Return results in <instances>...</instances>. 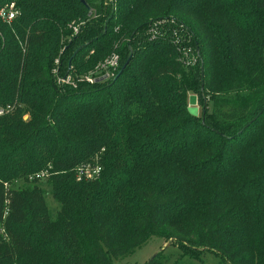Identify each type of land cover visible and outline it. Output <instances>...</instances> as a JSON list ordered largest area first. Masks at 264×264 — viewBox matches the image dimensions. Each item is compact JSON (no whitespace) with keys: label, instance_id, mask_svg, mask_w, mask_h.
<instances>
[{"label":"trees","instance_id":"1","mask_svg":"<svg viewBox=\"0 0 264 264\" xmlns=\"http://www.w3.org/2000/svg\"><path fill=\"white\" fill-rule=\"evenodd\" d=\"M104 1L0 0L17 10L0 17V264H113L153 234L188 254L264 264V0ZM104 11L65 54L77 39L68 25ZM157 19L190 32L194 65L148 40ZM113 51L116 73L130 57L115 80H77ZM55 59L73 85L56 82ZM206 90L210 108L196 117L188 92ZM98 153L100 174L76 180ZM44 169L54 219L41 179L4 186Z\"/></svg>","mask_w":264,"mask_h":264},{"label":"rangeland","instance_id":"2","mask_svg":"<svg viewBox=\"0 0 264 264\" xmlns=\"http://www.w3.org/2000/svg\"><path fill=\"white\" fill-rule=\"evenodd\" d=\"M106 3V0L104 1V5ZM107 7V5H106ZM93 9H95L93 7ZM106 10V8H105ZM93 11V10H92ZM106 11H104L102 14H99V16H93L92 20H91V24L89 25L88 23H85V20H82L81 18H77L76 20H74L72 23H70L68 25V30L70 31V37L72 36H76L77 35V39L74 41V43L70 46L67 47L66 53L68 54L72 51V49L75 48L76 44L81 43L82 39H84L86 36L88 37L89 35L92 34V31L99 29L103 24H104V19H106V17L109 15L108 13L110 12V9H108L107 7V16L103 19V15ZM71 24H76L78 25V32L77 33H73L70 28ZM80 33V34H79ZM69 37H65V40L63 38V42L65 41V44L68 42ZM84 42V41H83ZM65 44H63V46H61L60 51L61 53L65 50L64 46ZM188 45L187 47V54L186 57L188 58H192V56L194 57L195 53H194V48L192 45V40L189 42H187L185 44V46ZM77 51V50H75ZM74 51V52H75ZM92 55L93 51H88L86 54ZM96 54V53H95ZM197 56L198 58L200 57L199 52L197 51ZM190 95H194L195 96V104L194 105H189L187 103V106H189V110L191 113L195 114L196 112V117H200L201 115V111L205 110L206 108H210V99H209V93H207V90L203 93H198L197 91H189L188 92V97ZM194 109L196 110L194 112ZM28 115L24 114L23 119H27ZM251 176V173H249ZM25 179L23 178H17L14 179L13 181L10 182H5L6 183V188L9 187H30L32 186L33 183L37 184V188L40 191L41 190V197L43 199V202L45 204V207L47 209V213L48 216L51 219L55 218L56 213L59 211L60 209V203L57 201V199L53 196L52 194V185L50 184V181L47 180V178L45 180L41 181H33L32 179H27V181L30 182H26L24 181ZM33 181V183H31ZM234 184V183H233ZM235 186H239L238 184H234ZM227 191V189H226ZM239 197V195H235L233 198V200L230 199L229 204L230 206H232V204H238L239 201H237V198ZM229 206V205H228ZM161 251L165 256H167L168 258V264H225V262H223L221 260V258H219L217 256V254H215L212 251H201L199 252V254H188L190 251L189 250H185L183 248L180 249L179 245L174 241L169 239H165L164 237H159L157 235H151L148 240L141 244L140 246H138L137 248H135L133 251L125 254L124 256H121L118 259H115L113 261V264H146L147 261L157 252ZM184 251H187L186 253H184ZM194 255V256H192Z\"/></svg>","mask_w":264,"mask_h":264},{"label":"built area","instance_id":"3","mask_svg":"<svg viewBox=\"0 0 264 264\" xmlns=\"http://www.w3.org/2000/svg\"><path fill=\"white\" fill-rule=\"evenodd\" d=\"M17 14V10L14 8L13 3L9 4L8 6L0 9V17L6 21L10 22ZM172 21V20H170ZM168 19H157L152 21L146 30V34L148 40H166L173 44L177 51V60L182 62L185 66L194 65L197 60L198 56L197 53L194 51L195 55L192 58L186 57L187 54V46L185 44L191 41V34L190 32L182 25L179 27H173L168 25ZM70 28L72 29L73 33L78 32V25L71 24ZM118 27H116L117 29ZM194 48V47H193ZM119 54L115 51L111 52L108 56H106L103 60L99 61L92 70L89 72L81 75L78 77L77 80L85 81L88 83H93L98 78L102 79H109L114 77L116 70L119 66ZM55 66L52 68V73L55 75L56 82L58 84H74V80L69 73L61 76L58 73V59H55ZM71 67V66H70ZM8 108H0V115L5 113ZM99 153L95 154L92 160L83 162L77 165L74 168L75 178L76 180H91L96 178L101 171V164L99 162ZM48 176V170H40L28 176L29 179H42ZM6 188V183H4Z\"/></svg>","mask_w":264,"mask_h":264},{"label":"water","instance_id":"4","mask_svg":"<svg viewBox=\"0 0 264 264\" xmlns=\"http://www.w3.org/2000/svg\"><path fill=\"white\" fill-rule=\"evenodd\" d=\"M81 2H84V0H81ZM76 52V51H75ZM75 52L72 54V55H74L75 54ZM130 58V57H129ZM129 58H127V60L125 61V63L121 66V68L117 71V73L114 75V77H113V80H115L119 75H120V73L122 72V70L124 69V67H125V65L127 64V62L129 61ZM70 61H71V58L69 59V61H68V64H69V67L71 66L70 65ZM102 79V78H101ZM188 104L189 105H194L195 104V96L194 95H190L189 97H188ZM196 110L194 109V112H195ZM195 114H196V112H195Z\"/></svg>","mask_w":264,"mask_h":264}]
</instances>
